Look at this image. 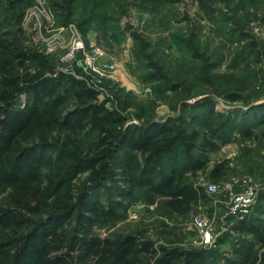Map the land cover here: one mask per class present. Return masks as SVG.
<instances>
[{"label":"trees","instance_id":"obj_1","mask_svg":"<svg viewBox=\"0 0 264 264\" xmlns=\"http://www.w3.org/2000/svg\"><path fill=\"white\" fill-rule=\"evenodd\" d=\"M31 3L0 0V264H264V192L233 221L237 236L223 232L208 248L185 247L168 222L208 201L194 180L209 152L236 136L254 137L264 103L248 99L246 111L224 113L210 96L184 98L174 118L140 122L136 115L139 123L126 125L130 106L114 86L107 85L111 99L100 101L104 82L95 74L76 62L73 74L59 70L25 45L20 24ZM160 79L158 70L145 75ZM252 83V76L235 84L225 78L213 94ZM226 176L225 161L211 167L212 182ZM141 194L165 219L115 228ZM228 240L230 252L213 249Z\"/></svg>","mask_w":264,"mask_h":264},{"label":"rangeland","instance_id":"obj_2","mask_svg":"<svg viewBox=\"0 0 264 264\" xmlns=\"http://www.w3.org/2000/svg\"><path fill=\"white\" fill-rule=\"evenodd\" d=\"M2 26L14 27L5 22ZM20 27L25 45L48 55L57 69L73 74L76 62L102 80L100 101L111 99L118 90L120 100L130 106L124 112L126 125L138 124L136 115L142 117L140 122L174 118L184 98L191 102L210 96L214 109L224 113L241 107L246 111L248 99L252 105L264 103V0H32L24 9ZM157 70L165 79L147 82L145 75ZM247 76L253 77L248 90L231 88L223 95L213 94L225 78L235 84ZM107 85L114 86L113 93ZM208 157L206 171L197 174L194 184L210 198L190 214L168 221L179 228L185 247L202 245L192 224L194 216L208 219L217 234L218 218L244 181L256 189L264 187V123L257 125L254 137L242 140L236 136ZM223 161L227 163L225 181L212 182L211 167ZM211 184H230L231 188L207 192ZM161 214L141 194L126 220L115 228L126 222H162ZM213 249L223 254L231 251L228 242ZM238 264L246 263L239 258Z\"/></svg>","mask_w":264,"mask_h":264},{"label":"built area","instance_id":"obj_3","mask_svg":"<svg viewBox=\"0 0 264 264\" xmlns=\"http://www.w3.org/2000/svg\"><path fill=\"white\" fill-rule=\"evenodd\" d=\"M231 188V185H208L207 192L214 193L218 189H222L225 192H228ZM264 192V187H260L259 189L248 181H244L243 185L240 186L239 190L235 191V194L232 195V198L228 200V205H226V215H231L236 218L245 217L254 205L257 202L258 196L260 193ZM192 224L194 228L199 231L200 241L199 244L202 245H213L215 242V232L212 226V223L201 215H197L193 217Z\"/></svg>","mask_w":264,"mask_h":264},{"label":"crops","instance_id":"obj_4","mask_svg":"<svg viewBox=\"0 0 264 264\" xmlns=\"http://www.w3.org/2000/svg\"><path fill=\"white\" fill-rule=\"evenodd\" d=\"M226 211V210H225ZM235 219H239V218H236V217H232V220L228 221L227 219H225V213L224 215H222V217L218 218V221H219V227H218V230L216 231L217 232V236H219L221 233L223 232H228V234L230 235V237H228L229 240L235 238L237 235L236 233H234L232 230H231V227H232V224H233V221ZM216 236V237H217ZM229 240L227 241L229 243ZM230 245V244H229Z\"/></svg>","mask_w":264,"mask_h":264},{"label":"water","instance_id":"obj_5","mask_svg":"<svg viewBox=\"0 0 264 264\" xmlns=\"http://www.w3.org/2000/svg\"><path fill=\"white\" fill-rule=\"evenodd\" d=\"M207 246V248L209 247V245H206Z\"/></svg>","mask_w":264,"mask_h":264}]
</instances>
